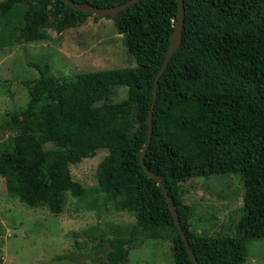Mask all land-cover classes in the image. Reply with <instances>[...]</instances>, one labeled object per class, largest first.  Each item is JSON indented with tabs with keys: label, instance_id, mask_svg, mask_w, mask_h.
<instances>
[{
	"label": "trees",
	"instance_id": "16d2710c",
	"mask_svg": "<svg viewBox=\"0 0 264 264\" xmlns=\"http://www.w3.org/2000/svg\"><path fill=\"white\" fill-rule=\"evenodd\" d=\"M71 1L105 7L127 0ZM182 1L181 41L158 78L144 162L160 176L197 263L245 264L247 243L264 238V0ZM22 4L24 13L15 15L26 42L101 17L63 0H1L0 11ZM177 16V0H137L106 16L134 65L80 71L64 80L50 75L47 63L36 65L25 106L0 118V128L14 132L0 147V175L7 194L21 203L61 213L65 192L83 191L70 165L99 149L107 150L96 166L99 191L107 197L135 192V222L126 235L100 231L86 253L92 261L103 255L108 264H126L142 235L170 239L174 264H194L166 197L140 163L154 78ZM121 86L126 97L114 101ZM224 173L239 175L243 211L231 234L200 233L179 181Z\"/></svg>",
	"mask_w": 264,
	"mask_h": 264
},
{
	"label": "rangeland",
	"instance_id": "374dc122",
	"mask_svg": "<svg viewBox=\"0 0 264 264\" xmlns=\"http://www.w3.org/2000/svg\"><path fill=\"white\" fill-rule=\"evenodd\" d=\"M24 8L22 4L8 14L0 11V118L11 108L25 106L38 77L36 65L47 63L49 74L59 80L80 71L134 65L111 19L89 16L60 32L48 29L44 40L26 42L19 35L21 22L15 15L24 13ZM126 92V87H118L113 100L124 99ZM13 134L11 129L0 128V147ZM106 153L99 149L93 157L70 165L71 176L83 191L76 196L66 191L59 214L9 196L0 175V264H108L103 255L92 261L86 253L98 242L100 231L115 236L128 233L135 222V192L107 197L99 191L96 166ZM179 185L182 200L193 206L191 223L197 231L233 232L243 211L244 188L238 174L191 177ZM138 237L126 264H174L170 239ZM246 251L245 264H264V238L251 239ZM65 254L70 258L58 259Z\"/></svg>",
	"mask_w": 264,
	"mask_h": 264
},
{
	"label": "water",
	"instance_id": "95a60500",
	"mask_svg": "<svg viewBox=\"0 0 264 264\" xmlns=\"http://www.w3.org/2000/svg\"><path fill=\"white\" fill-rule=\"evenodd\" d=\"M63 1L67 5H69L70 7L74 8L76 10L90 11L93 14L100 15L101 17H106V16L112 17L118 11L122 10L123 8H125L127 6H130L131 4L135 3L137 0H127L125 2L116 4L113 6H105V7L94 6V5H90L87 3L73 2L71 0H63ZM177 4H178L177 22H176V25L172 31L171 36H170L169 45H168V49H167L165 58L161 64L157 74L155 75V78H154L153 98H152L151 107H150L148 117H147V134H146L144 146H143V148L141 150V154H140V163L144 167L145 172L157 181L158 186L161 188L164 196L166 197L169 209H170L172 216H173L174 224L176 225L178 232L180 233V235H181V237L185 243L187 253H188L189 257L191 258V260L193 261V263L198 264L196 258L194 257V255L192 253L191 248L189 247L188 239L185 236L184 230H183V228H182V226L178 220L177 214L175 212L172 200H171L170 196L168 195V193H167V191H166V189L162 183L160 176L155 174V173H151L146 168L145 162H144V152H145V150L148 146V143L150 141V135H151V129H152V125H151L152 109L154 106V101H155V96H156V86H157L158 78L161 75V73L163 72V70L165 69L171 55L174 53V51L176 50L177 46L179 45V43L181 41V30H182L183 18H184L183 1L177 0Z\"/></svg>",
	"mask_w": 264,
	"mask_h": 264
}]
</instances>
